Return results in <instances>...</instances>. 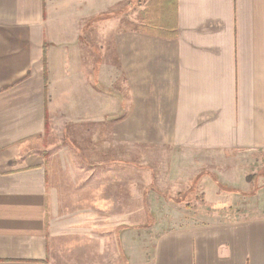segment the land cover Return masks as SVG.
<instances>
[{
    "label": "crops",
    "instance_id": "1",
    "mask_svg": "<svg viewBox=\"0 0 264 264\" xmlns=\"http://www.w3.org/2000/svg\"><path fill=\"white\" fill-rule=\"evenodd\" d=\"M151 2L165 33L123 26L118 0H0V264H264V190L237 216L135 231L137 148L148 166L171 149L155 174L200 175L207 193L210 160L264 149V0ZM60 110L110 138L52 151Z\"/></svg>",
    "mask_w": 264,
    "mask_h": 264
},
{
    "label": "rangeland",
    "instance_id": "2",
    "mask_svg": "<svg viewBox=\"0 0 264 264\" xmlns=\"http://www.w3.org/2000/svg\"><path fill=\"white\" fill-rule=\"evenodd\" d=\"M147 1L148 0H118V3L109 8L108 12L114 13V15L118 17V20H121L123 26L128 24L133 27L132 24L136 26L142 23L144 16L143 8ZM102 17H107V14H104ZM108 26V24L103 25L102 33L103 57H105V60L109 61L111 57L109 48L111 50L112 48L109 46L107 47L106 43V40L110 39ZM163 32H165V30ZM140 53L139 51V57ZM139 74L140 71H134V75ZM140 81L139 78L135 77V82ZM102 113L103 116H109L106 112ZM65 120V114L61 110L54 113L47 139V148L53 146L52 151L54 152L60 149L78 151L77 146L80 145L82 147V149H80L81 151L84 150L85 147L87 156H92L93 143L89 142L91 139L89 136L93 137L94 134H97L98 138H100V136L103 137V141L105 140V136H110L109 127L106 125L101 124L95 127L92 125V122H86L85 126L78 127L77 125L73 126L70 122L68 124L72 126L69 125L66 127ZM63 136L71 137V141L69 138L68 142L63 141ZM77 137H80V139ZM109 138L106 139L109 140ZM84 139L86 140L85 142ZM51 141L52 143L50 144ZM102 149L105 151L103 142ZM141 153V148H137L134 153L133 161L134 228L135 231L138 232H143L147 227L151 229L154 224L164 219L169 220V222H167V227L173 223L178 224L179 222L185 221L186 217L200 213L201 209H205V211H216L224 218H226L224 215L237 216V214H242V212L244 213V211L248 210V204L252 205V202L255 200L254 197L260 198L259 192L264 190V149L253 154H248L247 156L244 153L241 157L231 156L229 158L227 157L228 159L221 158L214 161L210 160L204 167L208 168L212 173L214 181L217 182V187L215 189L216 192L208 190V193L205 191L206 185L204 184L203 187L201 185L202 178H200V175L197 176V179L192 181L193 178L189 177L188 174L182 173L178 175L179 173L177 172L172 173L174 170L173 168H171V175L169 173L165 176H158V174H155L158 166L161 168V163L167 166L176 155L171 149H161V159L159 160L155 159L157 156H155L156 153H153V166L143 164ZM87 162L91 161L87 159ZM228 202L231 203L230 207L225 205Z\"/></svg>",
    "mask_w": 264,
    "mask_h": 264
},
{
    "label": "trees",
    "instance_id": "3",
    "mask_svg": "<svg viewBox=\"0 0 264 264\" xmlns=\"http://www.w3.org/2000/svg\"><path fill=\"white\" fill-rule=\"evenodd\" d=\"M153 8H156L153 5V2L147 4L146 8L143 10L144 16H143L141 25L145 27L146 29H155L158 32L165 33L163 31L166 29L167 23H164L162 19L167 21V19L169 18V15L168 17L166 16V18H164L165 15H160L161 18H159L157 10Z\"/></svg>",
    "mask_w": 264,
    "mask_h": 264
}]
</instances>
